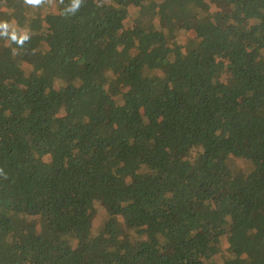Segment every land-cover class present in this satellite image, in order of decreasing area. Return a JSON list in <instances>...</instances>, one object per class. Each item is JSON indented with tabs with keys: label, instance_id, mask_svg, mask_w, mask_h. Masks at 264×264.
I'll return each mask as SVG.
<instances>
[{
	"label": "trees",
	"instance_id": "1",
	"mask_svg": "<svg viewBox=\"0 0 264 264\" xmlns=\"http://www.w3.org/2000/svg\"><path fill=\"white\" fill-rule=\"evenodd\" d=\"M0 264H264V0H0Z\"/></svg>",
	"mask_w": 264,
	"mask_h": 264
},
{
	"label": "rangeland",
	"instance_id": "2",
	"mask_svg": "<svg viewBox=\"0 0 264 264\" xmlns=\"http://www.w3.org/2000/svg\"><path fill=\"white\" fill-rule=\"evenodd\" d=\"M103 219H104L103 214L101 212H97L96 217H95V220H94L95 225L99 227L100 224L102 223V220Z\"/></svg>",
	"mask_w": 264,
	"mask_h": 264
},
{
	"label": "clouds",
	"instance_id": "3",
	"mask_svg": "<svg viewBox=\"0 0 264 264\" xmlns=\"http://www.w3.org/2000/svg\"><path fill=\"white\" fill-rule=\"evenodd\" d=\"M32 2H38V0H32Z\"/></svg>",
	"mask_w": 264,
	"mask_h": 264
}]
</instances>
